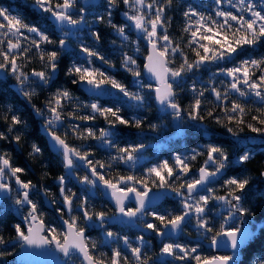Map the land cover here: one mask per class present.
Wrapping results in <instances>:
<instances>
[{
	"label": "snow or ice",
	"instance_id": "obj_1",
	"mask_svg": "<svg viewBox=\"0 0 264 264\" xmlns=\"http://www.w3.org/2000/svg\"><path fill=\"white\" fill-rule=\"evenodd\" d=\"M33 2L39 11L49 14L54 19L61 33L58 39H53L38 24L27 23L21 15L12 14L7 8H0V73H9L14 76L20 85V91L26 97L35 95V89L25 91L26 83H35L43 88L55 81L56 74L61 71V64L65 62L62 60L63 54L71 55V45L67 38L75 35L73 29L78 32L80 26L86 24L85 7L73 11L76 9L77 0H33ZM106 2L108 23L119 36L127 40L125 28L128 25L113 23L111 16L112 9L123 5L127 8L124 12L126 20L131 22L134 29L142 33L143 39L147 41L149 49L144 68L157 82L155 88L151 84L147 87L155 92V100L162 110H172L171 116L178 122L176 129L181 135L183 128L179 122L183 120V116L181 106L175 99L174 83L179 85L184 75L194 70L198 71L202 66L219 64L224 61L231 62L235 56L242 54L243 50L254 49L264 44V4H257L255 0H214L215 7L210 13L189 8L183 13L185 24L182 31L186 34V44L183 46L175 43L167 31V25L171 23V20L166 16V12L172 6L173 0H163V2L106 0ZM98 19L103 21L104 17L101 16ZM91 35L96 43L100 42L101 36L98 32H92ZM49 45L52 47L48 48ZM79 51L83 54L82 58L72 61L65 73L70 78L72 86L85 87L89 93L99 97L109 94L103 89L105 85H110L124 97L136 101V107L144 104L143 95L130 92L114 77L92 66L93 58L109 63L100 51L83 43L80 44ZM137 51H139L138 47ZM189 53L192 54L191 58ZM33 58H38L40 70L33 69L30 74L22 71L23 63L18 61L30 63ZM177 60L180 61L179 64H176ZM123 67L133 76H141L137 61L132 56L125 55ZM217 75L229 78L224 91L215 87L211 91L216 101L224 105V115L227 120L226 131L235 136L237 133L233 127L228 125L245 126L247 110L238 100H231L230 107L227 102L230 100V94L235 93L245 99L250 96L255 97L264 104V56L258 59H243L237 66L220 67ZM32 77L35 80H30ZM191 90L196 92L195 87ZM199 96H204V92L201 91ZM68 104H73L74 107L72 111L65 113L64 109ZM33 107L37 116L48 114L43 128L52 142L53 149L62 156L65 169L86 168L88 174L79 178V183L91 185L92 188L102 187L115 202L116 214L113 217H106L103 211L93 212L88 207V198H82L78 208L82 212L84 224L90 227H103L105 223H126L123 217H127L128 221L138 215L143 217L146 214V207L172 192L179 198L182 210L175 215L171 213L162 215L153 211L151 213L153 222H146L145 227L163 238L170 233L182 231L188 219L194 217L197 229L202 230L205 238L210 240L211 247L213 249L223 247L230 250L231 254L202 255L199 252V245L189 247L170 242L163 243L160 250L161 256L171 257L174 261H188L189 264H243L240 256L249 251L246 245L250 246L255 233L247 227L236 226V223L240 218L255 215L253 209L245 206V197L251 181L246 177L241 178L238 173L224 178L226 169L231 163L229 154L224 148L215 144L208 146L205 153L206 159L198 169V177L189 176L191 171L189 161H194L197 156L201 155L196 150H193L190 157L176 154L171 163L164 160L148 167L141 176L135 174L109 175L104 169L113 170L114 164H123L132 169L141 159L138 154L142 152L145 145L119 147L113 138L117 135L118 126L140 129L144 123L142 120L126 119L121 114V108L104 106L98 101L83 105L76 103L68 88H57L48 97L44 109L35 108V105ZM80 108L87 109L88 112L81 114ZM208 116L213 117V113L209 111ZM99 117H103L108 125L107 128H100L97 132L92 127L82 128L80 124H71L70 129L78 139L95 140L102 148L115 149L118 154L112 155L111 161L107 164L91 159L92 152L88 146L82 145L79 148L69 146L66 143L67 132L63 135L58 134L65 120L92 122ZM187 118L197 122L191 126L197 134L201 132L207 134V129L197 127L204 120V116L201 115L199 98L195 99L189 108ZM215 119L217 124L221 123L220 118ZM250 119L259 125L254 126L252 123H247L246 126L251 132L264 135V107L257 109V114L251 115ZM18 126H26V122L20 116L11 115L8 132L13 133ZM150 127L156 130L155 125ZM9 139L8 135L0 132V141ZM11 139H14L17 144L22 141L20 135H13ZM40 152V147L33 144L32 154ZM249 159V153L245 152L238 157L236 163L244 164ZM10 161L11 157L7 152L0 153V195L11 196L15 193L17 210L27 208V214L23 217L26 228L21 224L15 225L16 237L24 244L36 247L54 245L56 250L66 258L73 253H79L82 257V264H149V258L142 252L145 244L143 235L138 238V246L133 247L126 236L121 237L112 231H105L103 235L106 245L109 241L114 242L116 239H121L131 255L123 254L119 248L112 249L111 256L107 259L103 253L99 257L94 254L97 249L96 244L89 243L85 235V227L78 223L80 217L72 215L73 203L77 194L70 189H65V176H60L58 183L60 195L63 197V204L70 219H63L65 231L62 233L56 227L47 226L38 214L37 204L30 197V192L36 186L31 181L23 180L21 175L26 170L14 166ZM77 161L82 163H77ZM68 175H71V171ZM185 177L188 178L185 179ZM220 180H223L222 187L225 189V194L215 195V189L208 185ZM152 188H156L158 193L150 196ZM201 192L207 194H200ZM45 194H48L47 191ZM212 200L222 202L228 207V213L218 229L206 218L207 206ZM59 211L63 217L64 210ZM94 218L99 223L89 224ZM156 221L159 224L155 223ZM240 222L243 223L242 220ZM260 231L264 232V225L261 226ZM58 236L62 238L57 239ZM4 243L3 236H0V245ZM10 254L0 252V257ZM161 264H170V262L162 261Z\"/></svg>",
	"mask_w": 264,
	"mask_h": 264
},
{
	"label": "trees",
	"instance_id": "obj_2",
	"mask_svg": "<svg viewBox=\"0 0 264 264\" xmlns=\"http://www.w3.org/2000/svg\"><path fill=\"white\" fill-rule=\"evenodd\" d=\"M214 0H173V4L170 8L167 9L166 16L170 18L171 23L167 25V31L173 41L182 46L186 44V34L183 33L182 29L185 24L183 13L186 7L197 6V7H206L207 5H212ZM1 4H7L6 6L11 8L15 14L21 15L27 23L38 24L41 28L45 29L48 34L53 39H58L61 36L57 26H55L49 20V14L39 11L33 0H0ZM89 4V3H88ZM91 7H96L97 4H89ZM122 6H118L115 9V12L112 17V22L119 24L120 15L118 14V9ZM76 9H74L75 11ZM104 20H98V23L95 26L96 32L101 36V40L97 43V50L107 59H110L109 64L114 67L113 74L115 77L120 78L123 84L131 88V72L126 71L122 65L121 55L123 52L118 50L117 43L115 40L118 38L115 30L109 25L108 18L103 16ZM68 43L70 38H67ZM93 42H95L93 40ZM71 45V55L67 53L63 54L62 60L65 61L61 64V71L56 74L55 81L46 87H39L35 83L28 82L25 85V91H31L35 89V95L31 97H26L20 91V85L14 76L9 73H0V132L5 133L10 137L9 140L0 141V153L7 152L11 157V163L14 166L24 168L26 171L21 175V178L25 181H31L36 187L30 192L31 199L38 206V214L43 222L50 227L53 225L57 228L59 232H63L62 227L59 222L60 209H63L65 219H70L67 214V209L63 204V197L60 195V185L58 183V178L60 176H65V189H70L72 192L77 194V198L74 199L73 203V213L72 215L80 217L78 223L82 227H85V235L88 238L89 243H93L89 236L99 237L101 236L100 227H90L83 222L82 212L78 208V205L81 201L84 185L79 183V178L83 177L87 172L82 168L73 169L76 179L74 180L70 177L66 171L62 161V156L58 153L52 152L48 145L46 134L42 123L44 122L43 116H37L35 108L44 109L45 103L48 97L56 91L57 88H68L74 97V101L79 104H90L92 101H98L104 106H114L116 104L113 100L105 96L96 97L88 93L81 86H72L70 83V78L65 74L67 67L74 60H79L78 50L79 46L76 44L69 43ZM147 45H143L141 52L143 56L138 55L139 59V71L141 72L142 81L146 82L143 72L142 65L144 61L145 54L147 52ZM51 48L52 46H47ZM128 47V48H127ZM126 47L127 50H130V46ZM185 51L188 50L185 48ZM250 53L254 55L257 59L264 55V44L256 46L254 49H245L242 51V54ZM240 54V55H242ZM190 58L192 56L189 53ZM23 63L22 71L30 74L33 69L40 70V62L38 58H33L32 61L22 62ZM108 64V63H107ZM174 66V65H170ZM212 69L218 72L216 66L212 65ZM217 69V70H216ZM210 69L202 68L199 73V77L194 73L187 76L185 83L179 87L173 85L175 91L176 102L181 106L183 120L179 123L183 128V134H178L176 129V124L174 119L172 120L170 114L168 116L161 114L157 109L154 98L150 97L147 106L136 112L137 116L144 123L142 128L136 129L134 127H124L118 126L117 135L115 136L114 142L120 146L122 144H142L144 141L155 139L153 134L156 130L151 129V125H155L156 129H159L158 123L160 118L164 117L168 122L169 128L167 129L166 134L169 136L166 146H162L157 154V158L166 157L167 159L171 157L173 153H181L182 156H191L193 150L200 152L201 155L197 156L196 160H190L191 171L189 176L197 177V171L201 167L206 159V151L209 145H218L224 148L230 157L231 163L226 169L225 179L236 175L237 173L241 178H248L251 183L247 189V194L245 197L246 207L253 209L255 215L247 216L241 218V220H246L250 223L251 227L254 230L255 236L254 240L250 242V246L246 245L249 248V251L245 254L242 253L240 259L243 261V264H263L264 263V232L260 231L262 225H264V135L259 133H253L246 126L247 123H252L254 126H259L255 121L250 119L251 115L257 114V109L264 107L260 101L254 97H248L247 99L239 97L235 93L230 94V100L227 102L230 107L231 100H238L244 104L246 107L245 115V126L241 127L235 124L228 126L233 127L234 131L237 133L235 136L226 131L225 125L227 120L224 115V105L216 101L215 95L212 93L211 89L213 87L218 90L224 91L227 88L229 83L228 77L223 75H217L215 78L211 79L209 75ZM216 72V74H217ZM30 80H35V78H30ZM195 87L196 92H193L191 89ZM203 91L204 96L200 97L199 93ZM152 93V91H150ZM199 98L201 100V115L204 116L202 124L197 125L198 128L207 129V134H197L196 131L191 127L197 122L191 121L187 118V112L191 105L194 103L195 99ZM74 105L68 104L64 109L65 113L72 111ZM213 113V117L208 116V112ZM79 112L85 114L88 112L87 109L80 108ZM20 116L22 120L26 122V126H18L14 129L13 133L8 132V127L10 126V117L11 115ZM121 114L129 120L133 118L129 114V110L126 111L124 108H121ZM216 117L220 118L221 123L217 124ZM71 122L74 124H80L82 128L92 127L98 132L100 128H107V123L103 120V117H99L97 120L92 122H81L79 120H65L63 127L67 128V131L59 128V133L63 135L67 132L66 143L71 147H81L82 145L88 146L89 150L92 152L90 157L93 160L101 161L105 164L111 161V156L115 149H110L107 147H100L99 142L95 140H81L78 139L77 135L72 133L70 129ZM173 130H176V134H173ZM13 135H20L22 141L20 144H17L14 139H11ZM151 138V139H150ZM36 144L40 147L41 152L32 154V145ZM146 144V143H145ZM148 149V146H145ZM245 152L249 153L250 159L244 164H238L236 161L238 157ZM139 167L145 168L148 167V164H140ZM105 172H108L109 175L116 174H135L140 176L138 171L135 169H129L123 164H114L113 170L104 169ZM188 177H185L187 179ZM223 180L214 182L208 185L215 189V195H224L225 189L222 187ZM13 186L14 182H13ZM95 195L88 198V207L93 212L103 211L106 217H109L113 212L114 208L109 204V202L104 198L101 191L98 188H94ZM47 191V195L45 194ZM47 196L53 203V208H49L45 205L44 197ZM15 193L11 196L3 198L0 201V236H3L5 243L0 245V252L11 253L10 255H5L0 257V264H24L22 261L16 258V252L19 250L22 243L16 237L15 225L21 224L22 227L26 228L24 225L23 217L27 214V208L18 211L17 205L15 204ZM211 203V202H210ZM155 211L162 215H167L169 213L175 215L182 210V206L179 202V198L175 196L172 192L166 195L164 199L149 208L146 213L149 214L150 211ZM149 216V215H148ZM153 221V217L151 216ZM192 219V218H191ZM191 219H188L187 223L183 226V230L180 232V235L174 240L180 241L189 238L191 235H194L193 229L189 226ZM155 223L159 224L158 221ZM241 223V222H240ZM92 224V222H89ZM211 224L218 229L219 222L214 220ZM106 230H113L114 232H122L128 237L144 236V238L150 239L152 242V249L149 250V247H143L142 252L149 258V264H161L163 260H159L156 257L159 255L162 242L166 239L159 240L156 235L143 234L139 230L135 229L132 226L122 225L120 223H106ZM162 227V225H161ZM95 232V233H93ZM209 236L211 234H208ZM62 237L58 236L57 239ZM209 239L205 238L202 234L201 240H196L197 245H199V252L202 255H213L214 252L205 246L204 242ZM98 243V242H97ZM99 246V244H97ZM123 254L131 255L130 252L125 249L118 247ZM147 249V250H146ZM150 251V252H149ZM222 254L223 252H219ZM96 256H100L96 250L94 253ZM105 255V254H104ZM111 256V250L108 251V254L105 255V258ZM166 259L164 261L170 262V264H175L171 257L164 256ZM72 258L75 264H82V259L76 254L73 253L70 257L66 259L67 264H72L69 260ZM187 264L189 262L187 261Z\"/></svg>",
	"mask_w": 264,
	"mask_h": 264
},
{
	"label": "rangeland",
	"instance_id": "obj_3",
	"mask_svg": "<svg viewBox=\"0 0 264 264\" xmlns=\"http://www.w3.org/2000/svg\"><path fill=\"white\" fill-rule=\"evenodd\" d=\"M157 2H163V0H157ZM255 2L257 4H264V0H255ZM95 4H97L96 7H91L84 0H77V5H76V10L75 11H77L80 7H85L84 15L86 17V24L80 26V31H78V32L75 29L72 30L75 33V35H70L69 36V38L71 39L69 43H72L74 45L77 44L79 47H80V44L83 43V44H86L90 48L97 49L96 48L97 47V43L93 42L94 39H93L91 33L92 32H96L95 26L98 23V20H99L98 18L99 17L105 16L108 19H109V17H108V14H107L108 13V5H107L106 0H99ZM6 5L7 4H1L0 3V8H7V9H9L12 12V14L15 15V12H13V10L10 7L8 8ZM121 6L122 7L120 9H118V14L120 15V19H121L120 23L118 25H122V24H127L128 25L125 28V34H126V36L128 38H127V40H125V39H123L121 36H119L116 33L118 35V38L115 40V43H117L118 50L120 52H123V54L121 55L122 65H123V60H124L125 55L132 56L134 59H136L138 70H139L140 63H139V59H138L137 56L138 55H140V56L144 55V54H142L141 49H142L143 45L147 44V41L145 39H143V34L137 32L134 29V27L131 25V22L126 20V18L124 16V12L127 11V8L124 7L123 5H121ZM214 7H215V3L213 1V4L211 6L207 5L206 7H203V8L197 7V6H194V5L193 6L189 5L188 7H186L184 12L187 11L189 8H192V9H195V10H197L199 12L210 13L211 10ZM116 8L112 9L111 20H112V17H113V14H114ZM128 45L130 46V50L126 49V47ZM137 47L139 48V51H137ZM78 52H79L78 53V58L80 60L82 58L83 54L80 53L79 50H78ZM249 58H256V57L254 55L250 54V53H245L244 55L242 54V55L235 56L231 62L224 61V62H220L219 64H207L205 66H202L201 69L198 70V71L194 70L193 72L184 75L182 77V79H181V83L179 85H177V86L181 87L185 83V81L187 80V76L192 74V73H194L196 76L199 77V73L201 72L202 68L210 69L209 75H210L211 79H213V78H215L217 76V74H216L217 71H215L214 68L212 69V67H211L212 65L216 66L217 69L220 68V67H233V66H237L241 62V60L249 59ZM109 59L110 58L107 57V60H109ZM179 62L180 61L177 60L176 64H179ZM92 66L99 68L101 71H104L105 73H107L108 75L114 77L117 81H119L120 83L123 84V82L121 81L120 78H117V77L114 76L113 71L115 69L109 63L107 64V63H104L102 61L95 60L93 58V65ZM1 74H3V73H1ZM131 75H132L131 76V84L133 86H131V88H129L125 84H123V85H125L130 92L139 93V94H141V95H143L145 97V102H144V104L142 106L136 107V104H137L136 101L129 100L127 97H124L122 93H120L116 89L111 88L110 85H105L103 90L106 93H109L107 95H108V97H110L113 100V102L116 104V107H119V108H122V109L124 108L126 111L129 110V114L131 115L132 118L139 119V117L137 116L136 112L138 110L144 109L147 106L146 102H149L150 97L154 98L153 91H152V93H150V90L147 87V85H149V84H151L152 87H153V83H150V82H147V81L146 82L142 81V77L141 76L140 77H135V76H133V74H131ZM228 80H229V78H228ZM175 85L176 84L174 83V86ZM92 102H95V101H92ZM154 102H155V98H154ZM108 106L109 107H114V106H110V105H108ZM168 113L171 116V112L170 111H166V112L161 113V114H165V115L168 116ZM47 115L48 114L45 113V116H43L44 122L41 124L42 127H43V125H44V123L46 121ZM171 118H172V116H171ZM172 120H173V118H172ZM71 124H74V123L71 122ZM158 126H159V129L157 128L155 133L153 134V137L155 139L150 141L149 137H148L147 138L148 140L144 141L142 143L143 145L148 146V149L144 147L142 152L140 154H138V155L141 156V159L137 161V164H136L135 168H132V169H135V170H139L138 173H139L140 176L143 175L146 172V169L148 167L154 166V165H156V164H158V163H160V162H162L164 160H168L171 163L172 160H173V156L174 155H176V154L180 155L181 154V153H173L171 155V157L168 158V159L166 157H163V156L160 157V158L156 157L157 154H158L159 149L162 146H166V144L168 142V139H169V136L166 134L167 129L169 128V125H168V122L165 120L164 117L160 118ZM61 128H62V130L64 129V131H67V128H64L63 126H61L60 129ZM175 131L176 130H173V134L177 133ZM128 145H135V144H127V145L122 144L119 147H124V146H128ZM117 154L118 153L116 151H113V153H112V155H117ZM140 164H148V167H145V168L139 167L138 165H140ZM95 194H96L95 190H94V188L91 187V185H84V190H83V193H82L83 197L89 198V197H91V196H93ZM200 194H207V193L206 192H201ZM89 201H90V198H89ZM210 202H209V204L207 206L206 218L209 220L210 223L213 222L214 220H217L219 222V225H220V223L223 221L224 217L228 213V207H227V205H224L222 202H218V201H215V200H212ZM152 212H153L152 210L149 212V216L145 215V218H147V220H149V222H153L152 219H151V213ZM240 221H241V218H240V220L237 221L236 226H238V227L241 226ZM92 223L98 224L99 221H96L95 218H94ZM189 226L193 229L194 235H191L189 238H187L185 240L183 239V240H180V241H176L174 239H167V240L162 242L161 248L163 247V243H170V242L183 244V245H186V246H189V247L196 246L198 244L196 240H198V239L201 240V238H202V230H198L197 229L196 220H195L194 217H192V219H191V221L189 223ZM50 227H54V226L50 225ZM106 228H108L106 226V223H105V225L103 227H100L101 236H99L98 238L97 237H93L91 235L89 236V238L92 240V242H94L96 244V246H97L96 250L98 251V254L101 255V253H103V254L106 255V254H108L109 250H111V252H112V249L118 248V247H121V248H123V249H125L126 251L129 252V250L125 247V245L123 243V240H121V239H116L114 242L113 241H109V243L107 245L104 243V235L103 234L105 233V231H111V230H108V229L106 230ZM112 232H114V231L112 230ZM93 233H95V232H93ZM114 233H116V232H114ZM117 234H118V236H121V237L122 236H126L122 232H117ZM126 237L128 238L129 243L133 247L138 246V244H139L138 238L140 236H136V237H128V236H126ZM97 244H99V246ZM144 247H147V248L149 247V250L152 249V242H151L150 239H149V242L145 239ZM156 258L159 259V260H163V261L166 259L164 256H161L160 253H159V255ZM69 261L72 264H75L73 262L72 258H70ZM173 262H175V264H187V261H185V262L173 261Z\"/></svg>",
	"mask_w": 264,
	"mask_h": 264
},
{
	"label": "water",
	"instance_id": "obj_4",
	"mask_svg": "<svg viewBox=\"0 0 264 264\" xmlns=\"http://www.w3.org/2000/svg\"><path fill=\"white\" fill-rule=\"evenodd\" d=\"M84 1L86 3H89V4H95L99 0H84ZM49 20H50V22H52L56 26V23L51 16H49ZM148 49H149V45H147V52H146L145 57H144V61H143V65H142V72H143L145 80L147 82L153 83V88H155L157 86V82H156L155 78L151 77L149 75V73H147V71L144 68V65L147 62L146 56L148 55ZM83 88L86 90L85 87H83ZM153 93H154V98H155V92L153 91ZM102 96L104 97L105 95H102ZM155 105L161 113L166 112V111L161 109V106L156 102V100H155ZM167 111L171 112L172 110L168 109ZM174 122H175V124L178 123L175 120H174ZM46 139H47V145H48L49 149L52 152L57 153V151L53 149L52 142L50 141V139L47 135H46ZM77 163H82V162L77 161ZM82 168L87 172L86 168H84V167H82ZM65 171L67 174L69 171H71L70 177H72L74 180L76 179V175H75L73 169L72 170L65 169ZM87 174H88V172H87ZM197 177H198V171H197ZM97 188L101 191L102 195L109 202V204L115 209L114 212L109 216V217H113L116 214L115 202L110 198V195L106 194V190H104L102 187H97ZM159 191H163V190H159ZM157 193H158V190L156 188H152V191L150 192V196L157 194ZM168 194H170V192ZM165 196H162L160 199L156 200L155 203H153L151 206L146 207V210L149 209L150 207L160 203L164 199ZM5 197H8V196L0 195V201H2L3 198H5ZM44 201H45V205L47 207L53 208V203L47 196L44 197ZM63 219H65V218L61 217V216L59 217L60 225H61L63 231H65V225L63 224ZM118 219H120V218L118 217ZM122 219L127 221L125 224H132L136 229L141 230L143 233H151L152 232L151 230H148L145 226L137 223L136 218H134L131 221H128L127 217H123ZM242 221H243V223H241V226H240L241 228L247 227L254 232L250 223H248L246 220H242ZM180 232L181 231L170 233L169 235H167L163 238L160 236H157L156 234L155 235L158 237V239L163 240L166 238H176L180 235ZM204 244L206 247L210 248L214 252V254H219V252H223L220 255H223L224 253H231L230 250H227L223 247L213 249L210 245V240L205 241ZM76 254L82 259V257L80 256L79 253H76ZM16 258L18 260L22 261L24 264H65V261H66V257H64L62 253L57 251L54 245H51V246L45 245L43 247H36V246H29L27 244H24L23 241L20 245L19 250L16 252Z\"/></svg>",
	"mask_w": 264,
	"mask_h": 264
},
{
	"label": "flooded vegetation",
	"instance_id": "obj_5",
	"mask_svg": "<svg viewBox=\"0 0 264 264\" xmlns=\"http://www.w3.org/2000/svg\"><path fill=\"white\" fill-rule=\"evenodd\" d=\"M147 210H149V209H147ZM147 210H146V212H147ZM146 216H148L149 214L148 213H146L145 214ZM145 215L143 216V217H141V216H137L136 217V221H137V223H139V224H141V225H143V226H145V223L146 222H149V220H147V218H145ZM114 223H116V222H114ZM117 223H119V222H117ZM120 224H122V223H120ZM122 225H128V226H132V227H134L132 224H125V223H123ZM135 228V227H134ZM136 229V228H135ZM137 230H139V229H137ZM141 233H143L141 230H139ZM151 233H153V232H151ZM151 233H143V234H151ZM154 235H155V233H153ZM157 237V236H156ZM167 239H174V238H166V240ZM160 240V239H159ZM147 241L149 242V239H147ZM67 259V258H66Z\"/></svg>",
	"mask_w": 264,
	"mask_h": 264
}]
</instances>
